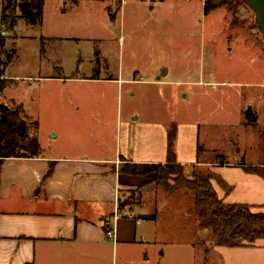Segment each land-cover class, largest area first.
<instances>
[{
	"label": "rangeland",
	"instance_id": "obj_1",
	"mask_svg": "<svg viewBox=\"0 0 264 264\" xmlns=\"http://www.w3.org/2000/svg\"><path fill=\"white\" fill-rule=\"evenodd\" d=\"M43 1V25L36 28L25 25L22 18L17 20L18 8L0 0V9L7 8L6 23L17 20V34L36 37L17 38L9 71L15 81L7 89L11 100L0 96V103L22 104L40 153L70 150L80 139H85L83 147L101 146L108 140L111 144L112 137L119 136L117 122L128 124L129 115L137 112L140 117L131 135L139 132L144 117L159 120L162 126L180 120L183 134H188L189 122H204L197 144H212L214 150L203 151L202 160H224L240 169V162L264 164V38L246 4L233 0L230 9L222 5L204 14L205 0ZM52 33L67 39L44 40L45 59L52 65L39 73L34 64L37 58L30 56L33 42L36 39L39 50V35ZM12 47L7 37L0 58ZM162 67L165 73L157 79ZM34 70L65 79L37 81ZM113 76L119 81L105 80ZM248 105L256 114L254 122L244 119ZM193 168L187 167L188 175ZM214 179L224 183L218 175ZM236 183L240 198L257 195L244 181ZM189 197H179L187 203L182 221L205 218L207 209L197 212L188 206ZM253 210L262 212L264 206ZM206 233L192 229L193 264H201L198 255L208 240ZM175 235L184 238L178 232ZM161 252L164 255L157 263L151 256L143 263L186 264L184 248L161 246Z\"/></svg>",
	"mask_w": 264,
	"mask_h": 264
},
{
	"label": "crops",
	"instance_id": "obj_2",
	"mask_svg": "<svg viewBox=\"0 0 264 264\" xmlns=\"http://www.w3.org/2000/svg\"><path fill=\"white\" fill-rule=\"evenodd\" d=\"M2 8L0 36L3 45L0 46V55L9 37L13 42V56L0 77L3 81L1 96L11 100L7 89L15 81L9 72L16 56L15 42L17 38L36 37L17 34V20L22 18L18 13L14 14L18 19L12 21V27L9 26L11 21L2 23ZM65 10L59 8L60 12ZM25 25L42 27L43 14L40 24L26 21ZM39 39L40 49L35 39L30 56L37 58L34 64H37L36 70L40 73L41 69H50L52 65L46 60L47 52L42 45L44 40L67 38L52 33L40 34ZM54 65L60 64L53 62ZM36 70L34 79L37 81L65 79L62 76L39 75ZM84 77L82 79L92 80ZM105 80L113 82L119 81V78L113 76ZM134 81L128 79L129 83ZM129 117L128 124L117 122L119 136L112 137L111 144L108 140L101 146L92 144L83 147L81 142L84 143L85 139H80L77 141L79 145L70 150L3 160L0 170V264H144L150 256L157 263L164 255L161 246L163 249L184 248L187 250L184 254L186 264H193L196 253L193 246L196 244L192 242L191 233L197 224L192 217H189L191 222L182 221L185 219L182 211L187 203L179 198L189 195L187 202L192 208V193L184 189L168 192L156 186L153 173L131 175L118 170L126 162L163 163L166 160L169 125L162 126L159 120L144 117L140 121L139 132L131 135L130 129L137 126L140 115L132 112ZM170 123L175 125V159L183 166L186 177H191L195 169L209 172L208 168L212 167L215 169H212L213 175H218L224 182L221 184L211 179L217 196L223 202L264 206V177L245 172L236 164L219 163L215 158L202 160L200 154L205 150H214L212 144L203 146L202 152L197 155L199 128L204 122H187L188 134L182 133L180 120ZM224 164L227 167L222 166ZM50 165V174L46 176ZM193 166L188 175L187 167ZM238 179L257 192L252 196L254 199L239 197ZM107 226L113 230L111 239L105 236ZM177 232L184 238L178 239ZM207 239L198 255L201 264H264V238L241 246L216 245Z\"/></svg>",
	"mask_w": 264,
	"mask_h": 264
},
{
	"label": "trees",
	"instance_id": "obj_3",
	"mask_svg": "<svg viewBox=\"0 0 264 264\" xmlns=\"http://www.w3.org/2000/svg\"><path fill=\"white\" fill-rule=\"evenodd\" d=\"M18 8L19 17L30 24H40L43 14V0H8ZM14 2V3H13ZM233 0H205L203 13L222 5L230 7ZM237 2H242L237 0ZM7 6V5H6ZM13 9V8H12ZM230 9V8H229ZM7 8H2V23L6 22ZM8 18V17H7ZM112 19V16L110 15ZM13 20V19H12ZM12 27V22L9 24ZM3 39L0 36V46ZM13 56V50L5 52L4 59L0 58V77L3 69L8 65ZM0 78V96L3 88ZM0 111V170L3 160L8 157H33L40 153L36 137L30 133V123L24 113L22 105H6ZM175 125L170 123L167 129L166 160L163 163H122L118 170L131 175L154 174L156 186L174 192L184 189L192 193L193 209L198 212L201 208L207 209L205 218L197 216V227L205 229L207 237L216 245L241 246L252 243L257 238H264V211L253 210L254 206L241 203H225L220 199L211 179L212 173L208 171L193 170L191 177L183 175V166L176 162L173 150ZM203 148L197 144V155ZM218 160V159H217ZM219 163H226L218 160ZM245 172L254 173L264 177V164L247 165L238 164ZM51 165L46 173L50 174Z\"/></svg>",
	"mask_w": 264,
	"mask_h": 264
},
{
	"label": "water",
	"instance_id": "obj_4",
	"mask_svg": "<svg viewBox=\"0 0 264 264\" xmlns=\"http://www.w3.org/2000/svg\"><path fill=\"white\" fill-rule=\"evenodd\" d=\"M241 1L252 10L257 29L264 38V0H241ZM164 73H165V67H162L160 69V73L158 77L163 75ZM6 108H7L6 105L0 103V111L5 110ZM243 116L247 122H254L256 120V114L253 113L250 105L246 106V108L244 109Z\"/></svg>",
	"mask_w": 264,
	"mask_h": 264
},
{
	"label": "built area",
	"instance_id": "obj_5",
	"mask_svg": "<svg viewBox=\"0 0 264 264\" xmlns=\"http://www.w3.org/2000/svg\"><path fill=\"white\" fill-rule=\"evenodd\" d=\"M105 236L109 239L113 238L114 234H113V230L111 227L107 226L105 229Z\"/></svg>",
	"mask_w": 264,
	"mask_h": 264
}]
</instances>
